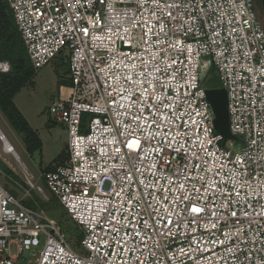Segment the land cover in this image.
<instances>
[{
    "label": "built area",
    "instance_id": "2783aa9c",
    "mask_svg": "<svg viewBox=\"0 0 264 264\" xmlns=\"http://www.w3.org/2000/svg\"><path fill=\"white\" fill-rule=\"evenodd\" d=\"M7 2L35 71L69 54V93L49 108L67 131V159L43 178L82 240L73 250L44 212L0 185V264H264V29L254 1ZM206 56L227 93L235 150L215 130Z\"/></svg>",
    "mask_w": 264,
    "mask_h": 264
},
{
    "label": "rangeland",
    "instance_id": "374dc122",
    "mask_svg": "<svg viewBox=\"0 0 264 264\" xmlns=\"http://www.w3.org/2000/svg\"><path fill=\"white\" fill-rule=\"evenodd\" d=\"M213 68L211 58L203 57L201 60L202 81L206 89L218 84L220 88H223L220 78L218 81H214V76L217 73ZM35 72L32 83L21 90L15 99V104L25 115L31 126L39 131L44 149L41 153L30 155L26 151L20 136L10 127L0 111V130L13 145L22 163L19 164L14 157L6 154L3 150V143L0 142V161L16 175L7 176L1 168L0 185L22 204L37 211H44L64 235L72 249L79 252L82 233L72 222L69 215L61 209L58 203H55L43 178L44 170L47 167L62 164L67 159V131L60 124L52 126L47 124L51 118L49 114L50 106L54 101L62 98L59 92L60 82L63 80L70 83L68 51L62 52L49 64ZM84 119L88 120L89 117L84 116ZM239 146V141L230 140L226 143L227 148H233L234 150ZM25 173L27 174L25 175ZM27 178H30L31 184H29ZM40 249L38 248L37 251ZM24 257L28 261L34 259L31 252H26ZM19 263L27 264L21 260Z\"/></svg>",
    "mask_w": 264,
    "mask_h": 264
},
{
    "label": "trees",
    "instance_id": "16d2710c",
    "mask_svg": "<svg viewBox=\"0 0 264 264\" xmlns=\"http://www.w3.org/2000/svg\"><path fill=\"white\" fill-rule=\"evenodd\" d=\"M0 61H7L11 65L9 73H0V111L10 127L20 136L26 151L30 155H34L41 152L42 140L18 109L14 100L23 88L32 83L36 72L30 62L7 0H0ZM1 168L7 176H16L0 161ZM51 169V167H47L44 172H49ZM52 198L60 206L53 195Z\"/></svg>",
    "mask_w": 264,
    "mask_h": 264
},
{
    "label": "water",
    "instance_id": "95a60500",
    "mask_svg": "<svg viewBox=\"0 0 264 264\" xmlns=\"http://www.w3.org/2000/svg\"><path fill=\"white\" fill-rule=\"evenodd\" d=\"M218 73L214 76V81L219 79ZM221 80V79H220ZM207 99L209 100L214 114H215V130L217 133L224 137L223 144L228 141H239V139L231 134L230 131V116L228 111V98L224 88H220V85H214L209 87L206 91Z\"/></svg>",
    "mask_w": 264,
    "mask_h": 264
},
{
    "label": "snow or ice",
    "instance_id": "6c2138e0",
    "mask_svg": "<svg viewBox=\"0 0 264 264\" xmlns=\"http://www.w3.org/2000/svg\"><path fill=\"white\" fill-rule=\"evenodd\" d=\"M130 79V78H129ZM164 103V101L162 99H159L158 98V102L154 105L156 108H157V111L160 110V106ZM151 107V106H150ZM156 122H157V126H161V123H162V118L161 117H156ZM171 130V129H170ZM165 136H167V133L165 134ZM137 142L133 141L132 144H129L128 147H133V144H136ZM175 175V173H174ZM180 187H183V185H180ZM151 195V193H150ZM202 209L201 208H198V207H191V212L193 213H199L201 212ZM233 216H235V213L233 212L232 213ZM125 219H127V217H125ZM113 220H114V217L111 216V213H109V216H106L105 217V222L106 223H111L112 224V231H115V232H119L120 231V228L124 227L123 224H121L119 221L113 223ZM132 221L129 220V224H131ZM146 223V222H145ZM119 225V226H118ZM147 233H145L146 235ZM140 235L138 232L135 231V227L133 228V232H132V239L135 241V238L136 236ZM121 240H123V237H121ZM142 242V241H140ZM116 243L121 247L123 248L124 247V244L127 243V241H124V244H121L119 241H116ZM142 264V262H141Z\"/></svg>",
    "mask_w": 264,
    "mask_h": 264
},
{
    "label": "crops",
    "instance_id": "0c3cea01",
    "mask_svg": "<svg viewBox=\"0 0 264 264\" xmlns=\"http://www.w3.org/2000/svg\"><path fill=\"white\" fill-rule=\"evenodd\" d=\"M69 72H70V69H69ZM60 84L61 85H59L60 86V89H59V92H60V96L63 98V97H66L67 95H68V93H69V90H70V86H71V83H69V82H67V81H61L60 82ZM21 92V91H20ZM19 92V93H20ZM18 93V94H19ZM18 94L16 95V97L18 96ZM16 97H15V99H16ZM15 101V100H14ZM19 109V108H18ZM20 110V109H19ZM21 111V110H20ZM22 112V111H21ZM23 114V113H22ZM24 115V114H23ZM24 117H25V115H24ZM26 118V117H25ZM26 120H27V118H26ZM28 121V120H27ZM28 123L30 124V122L28 121ZM31 125V124H30ZM47 125H58V123H56L55 121H54V119L52 118V116H51V118H50V120H49V122H48V124ZM32 127V126H31ZM33 128V127H32ZM37 133H38V135H39V137L41 138V136H40V134H39V131H37L35 128H33ZM3 133V132H2ZM7 138V137H6ZM8 140V139H7ZM41 140H42V138H41ZM9 141V140H8ZM9 143H10V141H9ZM42 143H43V140H42ZM11 144V143H10ZM12 145V144H11ZM13 146V145H12ZM42 149H44V143H43V148ZM41 152H42V150H41ZM40 152V153H41ZM17 154V153H16ZM66 154H67V151H66ZM8 155H10V154H8ZM12 156V155H11ZM13 157V156H12ZM19 157V156H18ZM52 168V167H51Z\"/></svg>",
    "mask_w": 264,
    "mask_h": 264
},
{
    "label": "flooded vegetation",
    "instance_id": "af4514ba",
    "mask_svg": "<svg viewBox=\"0 0 264 264\" xmlns=\"http://www.w3.org/2000/svg\"><path fill=\"white\" fill-rule=\"evenodd\" d=\"M257 17L264 29V0H253Z\"/></svg>",
    "mask_w": 264,
    "mask_h": 264
},
{
    "label": "bare ground",
    "instance_id": "6f19581e",
    "mask_svg": "<svg viewBox=\"0 0 264 264\" xmlns=\"http://www.w3.org/2000/svg\"><path fill=\"white\" fill-rule=\"evenodd\" d=\"M3 147H4V152L8 153L9 152L8 150H10V147H12V145L6 141Z\"/></svg>",
    "mask_w": 264,
    "mask_h": 264
}]
</instances>
